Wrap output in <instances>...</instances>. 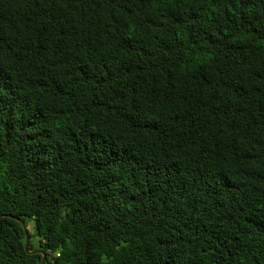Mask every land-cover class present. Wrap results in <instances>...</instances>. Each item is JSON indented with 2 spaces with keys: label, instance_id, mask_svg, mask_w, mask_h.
<instances>
[{
  "label": "trees",
  "instance_id": "obj_1",
  "mask_svg": "<svg viewBox=\"0 0 264 264\" xmlns=\"http://www.w3.org/2000/svg\"><path fill=\"white\" fill-rule=\"evenodd\" d=\"M4 214L46 264H264V0H0Z\"/></svg>",
  "mask_w": 264,
  "mask_h": 264
},
{
  "label": "water",
  "instance_id": "obj_2",
  "mask_svg": "<svg viewBox=\"0 0 264 264\" xmlns=\"http://www.w3.org/2000/svg\"><path fill=\"white\" fill-rule=\"evenodd\" d=\"M5 216L17 220L22 225L23 230H24L25 235H26V242H25V250H26V252L27 253H31V254H33V253H40V254H42V259H41L40 264H46V260H47V254H46V252H44L41 249L30 250V233H29V230H28V227H27L26 223L23 220H21L19 217L14 216V215H11V214L1 215L0 216V231L2 229V219Z\"/></svg>",
  "mask_w": 264,
  "mask_h": 264
},
{
  "label": "rangeland",
  "instance_id": "obj_3",
  "mask_svg": "<svg viewBox=\"0 0 264 264\" xmlns=\"http://www.w3.org/2000/svg\"><path fill=\"white\" fill-rule=\"evenodd\" d=\"M30 230L31 232H34V227L32 225H30Z\"/></svg>",
  "mask_w": 264,
  "mask_h": 264
},
{
  "label": "built area",
  "instance_id": "obj_4",
  "mask_svg": "<svg viewBox=\"0 0 264 264\" xmlns=\"http://www.w3.org/2000/svg\"><path fill=\"white\" fill-rule=\"evenodd\" d=\"M52 257H53V254L51 253V254H50V256H49V259L51 260V259H52Z\"/></svg>",
  "mask_w": 264,
  "mask_h": 264
}]
</instances>
